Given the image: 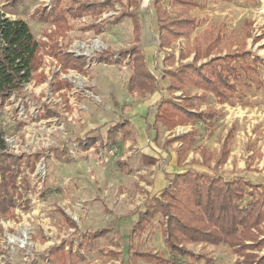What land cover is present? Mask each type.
Returning <instances> with one entry per match:
<instances>
[{
	"label": "rangeland",
	"instance_id": "rangeland-1",
	"mask_svg": "<svg viewBox=\"0 0 264 264\" xmlns=\"http://www.w3.org/2000/svg\"><path fill=\"white\" fill-rule=\"evenodd\" d=\"M12 1L0 0V8L4 5L7 11L6 17L25 20L38 40L48 41L44 37L45 32H51L55 27L33 20L31 15L37 8L50 10L54 0H21L17 7L9 5ZM150 1H141L140 7L142 9L144 5L145 11L137 12L143 25L144 44L154 41L152 32L155 24L149 9ZM122 11L120 4H116L114 10L105 11L108 12L105 19L111 20L115 16L111 13ZM194 15L199 20V27L190 41L182 40L175 44L178 55L180 49L191 52L194 39L202 40V35L210 32L223 38L217 53L246 49L264 60V0H207V7L197 10ZM90 22L91 19L86 17L73 21L74 30L66 38L59 39L67 51L88 58L91 63L88 74L62 71L54 58L45 56L41 68L46 72L47 81L42 85L35 81L26 84L20 94L14 93L16 97L5 100L0 108V138L12 136L15 147L10 145L9 149L16 154H26L29 162L35 165L32 170L24 161L22 167L26 166L28 172L25 169L24 174L15 179L17 186L21 182L22 189H27L23 200L15 195V217H0V264H47L51 247L70 242L80 234L104 229L110 232L93 240L90 245H84L80 252L76 249L77 253L72 257L67 256L57 264H132L131 246L152 250L167 258L171 256L158 222L142 238H134L133 241L129 238L136 214L143 209L142 195L145 192L140 185V175L136 172L127 174L118 165L119 161L125 160L136 169L130 157L124 158L128 151L125 147L127 137L120 132L112 148H104L98 142L95 147L87 150L80 147V151H75L77 145L87 143L88 136H106L108 128L123 120L127 99L132 100L123 87L130 72L126 67L128 60L121 62L116 55L113 60L119 64H105L97 59V55L109 47L118 50L134 43L131 20L126 18L118 25L108 23L101 35L82 31ZM97 41L100 42L98 47L95 46ZM81 45H87V50ZM164 54L154 56L155 62L159 64ZM154 65H151L152 70L161 82L159 67ZM258 72L250 74L248 81H241L235 98L219 109L225 112L216 124L215 135L210 134L214 130L204 124L197 126L200 134L194 151L204 146H217L218 139L225 135V129L234 125L232 144H237L235 154L238 156L241 152L239 157L246 163V179L264 186V88L257 89L249 81L260 79L264 82V64L258 65ZM57 75L58 80L72 85L69 91L60 93L67 94L72 111H65L61 97L51 91L52 81ZM198 103L200 107H206ZM208 103L219 108L212 96ZM57 105L60 116L47 118V108L54 109ZM92 120L106 124L91 133L92 129H88ZM160 128L162 134L168 136L162 124ZM150 129L155 135L153 126L150 125ZM37 154H40L39 158L34 157ZM41 162L47 166L46 174L38 171ZM63 212L77 223L78 231L68 228ZM188 247L196 254H208L214 264H237L239 259L225 244L217 247L190 244ZM186 262L204 264L190 259ZM139 264L147 263L140 261Z\"/></svg>",
	"mask_w": 264,
	"mask_h": 264
},
{
	"label": "trees",
	"instance_id": "trees-1",
	"mask_svg": "<svg viewBox=\"0 0 264 264\" xmlns=\"http://www.w3.org/2000/svg\"><path fill=\"white\" fill-rule=\"evenodd\" d=\"M20 1L13 0L9 5L17 7ZM166 1L169 3L168 7L164 5ZM116 4H120L123 11L111 20L100 21L105 11L114 10ZM140 4L141 0H54L50 10L37 8L31 15L33 20L55 27V30L45 32L44 37L48 41L38 40L27 22L7 18V12L0 9V108L14 93L20 94L26 84L35 81L37 85H42L47 81L46 74L39 72L45 56L56 59L62 71L73 70L81 75L89 73L88 58L67 51L59 42L60 38H66L68 33L74 30L72 22L84 17L90 18L91 22L86 24L82 31H93L96 35H101L108 23L119 24L125 18L132 20L135 44L117 51L108 48L98 54L97 59L105 64H119V61L129 60L128 66L132 72L125 84L126 90L141 98L154 94L159 88V82L149 69L141 46L142 24L137 14ZM205 6L206 0H155L154 10L161 49L170 48L180 39L189 41L199 27V20L192 11L203 9ZM203 39L204 42L199 39L194 41L191 52L181 50L178 58L172 53L164 59L165 66L172 67L164 72V77L169 79L170 83L167 90L170 93H183L180 98L172 96L163 99L158 106L156 122L162 123L168 131H173L178 126L197 124L213 128L219 112L211 108L199 110L193 99L205 102L208 93H211L218 103H229L238 93L239 83L248 81L250 74H259L258 65L264 64L261 57L246 49L216 54L223 42L220 34L206 32ZM192 54L193 60L186 61ZM116 55H119V61L113 60ZM249 81L257 89L264 88V82L259 79ZM71 87L68 81L58 78L52 83L51 91L53 95L61 97V106H64L65 111H71L72 107L67 94L60 93L65 89L70 90ZM186 87L200 89L203 93L193 96L184 91ZM58 108V105L54 109L47 108L46 117H59ZM120 132L124 137L129 136L128 122L111 126L106 133V143L104 137L98 134L89 136L87 143L81 142L80 147L89 149L102 142L103 147L112 148L116 145ZM234 132L233 126L229 129L219 152L202 148V161H193L209 167L216 175L192 170L177 173L170 178L169 187L164 189L160 196L148 197L145 200L143 209L138 210L136 214L129 238L132 241L134 238H142L148 229L158 222L161 225L165 247L171 256L167 258L158 252L131 246L129 251H132V264H139L140 261L148 264H188L186 259L214 264L208 254H196L188 247L190 244H225L238 255L237 264H264V186L243 178L225 180L218 175L220 168L229 159L231 144L235 138ZM197 135L198 130L193 128L187 133L166 139V145L179 143V165L186 160ZM158 137L157 131L155 140ZM0 150V217L8 219L15 217V195L19 200H23L27 192L26 188L19 190L15 182L17 175L23 172L22 164L25 161L32 170L35 165L29 162L26 154L7 152L1 138ZM34 157L39 158L40 154ZM118 165L125 169L127 174L135 171L124 161H119ZM62 215L68 228L78 231L77 223L66 213L63 212ZM109 232L104 229L87 233L82 246L90 245L93 240ZM67 256L72 257L73 251L66 250L63 242L50 248L47 264H57Z\"/></svg>",
	"mask_w": 264,
	"mask_h": 264
},
{
	"label": "crops",
	"instance_id": "crops-1",
	"mask_svg": "<svg viewBox=\"0 0 264 264\" xmlns=\"http://www.w3.org/2000/svg\"><path fill=\"white\" fill-rule=\"evenodd\" d=\"M141 1H143V0H141ZM146 1H148V0H146ZM154 1L155 0L150 1L151 3H150V8H149L152 11L153 20H154V24H155V30L152 32L153 37H154V41L151 43L147 42L144 44L143 39H142V37H143V25H142L141 46H142L143 52L146 55L147 65L159 82V88L154 94L147 95L145 98H141L138 95H131L126 90L125 85H123L128 96L130 95L132 100L127 99L128 104H127V107L125 109V113L123 115L124 118L121 122H119V123L128 122V124H129V136H126L127 139H125V147L128 148V151H127V156H125L124 158L128 159V157H130L132 159V161H133L132 164L134 166L136 165L135 166L136 169L133 166H130L131 164L128 163V165L135 169V171L133 173L136 172L137 175H140V178L142 181V182H140V185H142L144 187L143 191L145 192L142 195L143 207H144L145 200L148 197L160 196L162 191L169 187L170 178H172V176L177 174V173H182V172L192 170V171H197V172L206 173V174H210V175H216V172L211 170L209 167L203 166L199 163H193V161H202V157H201V153H200L202 148H207L209 151H212V152H219L221 144L224 141L229 129L234 126V125H232V126L229 125L228 128L225 129V132H224L225 135L221 140L218 139V142L216 144L217 146H215V147L204 146V147H201L198 151H194V149L197 148V136L200 134V131L197 128V126L199 124H197L196 126H193V125L178 126L177 128H175V130L168 131V129L162 123L156 122L157 109H158L160 102L163 99L171 98L172 96L174 98H180L183 95V93L181 91L175 92V93H170L167 90L170 83H169V79H166L164 77V72L167 69H172V67H166L164 64V59L169 54H172V53H174L176 55V57L178 58L179 55L176 52V47H174V46L177 42L182 41V40H186V39L178 40L177 42L173 43V45L170 48L161 49V47H160L161 42H160V38H159L158 26H157L156 17H155ZM221 1H226V0H221ZM164 5L166 7H168L169 3L166 1V2H164ZM2 6H3V8H0L2 10V12H7L4 9V5H2ZM206 7H207V0H206L205 8ZM205 8H203V9H205ZM197 10H201V9L197 8V9L193 10L192 11L193 15ZM141 11H145L144 5H143L142 9L140 7L139 10H137V12H141ZM107 13L108 12H105L103 14V18H101L100 21L105 20ZM118 14H119V12H117V14H115V16H117ZM86 18H88V17H86ZM131 22H132V20H131ZM141 24H142V22H141ZM114 25H118V24H114ZM132 25H133V23H132ZM52 30H55V29H52ZM133 32H134V26H133ZM214 35H217V34H214ZM192 36H191V38H192ZM196 39H198V38H195L194 41ZM199 40H201V39H199ZM186 41H188V40H186ZM203 41H204V39H202V42ZM134 44H135V39H134V43L132 45H134ZM193 45H194V43H193ZM193 45H192V47H193ZM109 48H111L114 51H117L113 47H109ZM181 50H183V49H180V51ZM217 51H216V54H217ZM226 53H223V54H226ZM158 54L159 55L164 54V56L159 59V64H158V62H155V58H154V56H156ZM179 54H180V52H179ZM193 58H194V54H192L186 61H192ZM119 60H120V58H119ZM153 63L155 64L154 65L155 67H159L158 70L160 72V76L163 79V81H161V82L159 81V78L156 76V74L152 70L151 65ZM57 65H59L58 62H57ZM176 65H178V63ZM59 67H61V66L59 65ZM126 67H128L130 70V72L128 74V78L126 80V82H127L132 71H131L130 67L128 66V62H126ZM88 68H90V67H88ZM42 71H44V70L41 68L39 70V72H42ZM57 78H58V75L54 78L52 83L55 82L57 80ZM81 80L83 81V79H79V81H81ZM126 82H125V84H126ZM65 90H67V89H65ZM184 91L190 93L193 96L196 94L201 95L203 93L202 90L194 88V87H186ZM210 96L213 97V99L215 100V103L219 106V108L213 107V106H211V104L208 103L210 100ZM193 101L196 103V107L199 110H206L208 108H211V109H215L219 112L218 118L214 121L215 122L214 127L210 128L211 130H214V132H210V134L213 133L215 135V130L217 128L216 124L221 119L222 113L225 112V110L220 111L219 109H221V107H224L226 104H229L230 102L226 103V104H220V103H218V101L214 97V95L211 93H208V97H207V100L205 102L200 101L196 98H194ZM198 101L201 102L203 105H206V107H204V108H203V106L200 107ZM69 103H70V100H69ZM208 105L210 107H208ZM72 110H73V108H72ZM90 122H91L92 126H91V128L88 129V131H91V129H92L91 133H94L96 128L103 127L106 124V122H101V120H92ZM160 124H162L165 127V129L168 131L167 132L168 136L166 134H164V135L162 134ZM150 125L153 126L155 135H153V131L150 129ZM193 128L198 130V135L196 136V142L191 147L186 160L181 165H179L178 164V154H177V149H178L179 143L176 142L172 145H166L165 141H166V139H169L170 137H173L176 134L187 133V132L191 131ZM131 129L133 130L134 134H133V132L131 134ZM97 131L98 130H96V132ZM157 131L159 132V137L157 140H155V138L157 136ZM106 133H107V131H106ZM213 134L211 135L212 137L214 136ZM103 137H104V143H106V138H105L106 136H103ZM100 143L102 144V142H100ZM102 147H103V145H102ZM84 150H87V149H84ZM237 151H238L237 150V144L236 143L232 144L229 159H228L227 163L223 167H221L219 172H218V175L223 177L225 180H235L237 178H243V179L247 180L246 179V163L244 160H241V158L239 157L241 152L238 154V156H236L235 153H237ZM123 161L125 162V160H123ZM243 162H244V164H243ZM212 165H213V163H212ZM263 228H264V224L262 226V229ZM69 229H74V228H69ZM86 235L87 234H80L77 237L73 238L70 242L65 243V244H67L66 245L67 249L68 250L72 249L73 253H77L76 249H78L80 252L81 247H83L85 245L84 244L82 246V244L84 243V239H85ZM70 236H71V234H70ZM262 238H264V236H262ZM71 242H73L72 245H71ZM191 245H195V244H191ZM221 245H224V244H221ZM221 245H219V246H221ZM207 246L217 247V246H213V245H207ZM68 247H70V248H68Z\"/></svg>",
	"mask_w": 264,
	"mask_h": 264
},
{
	"label": "built area",
	"instance_id": "built-area-1",
	"mask_svg": "<svg viewBox=\"0 0 264 264\" xmlns=\"http://www.w3.org/2000/svg\"><path fill=\"white\" fill-rule=\"evenodd\" d=\"M84 1H86V0H84ZM90 1H94V0H90ZM114 14H117V13H111L110 15H114ZM56 65H57V62H56ZM60 68V67H59ZM14 95V96H13ZM11 97H16L15 96V94H13ZM10 97V98H11ZM2 140H3V142H4V144H5V150L7 151V152H10V153H14V151L13 150H10L9 149V146L11 145L12 147H15V145H14V143H15V140L12 138V136H9V135H6V136H3L2 138H1ZM75 147V146H74ZM80 149V144L79 145H77L76 147H75V151H80L79 150ZM14 154H16V152L14 153ZM16 155H23V154H16ZM47 166H46V164H45V162H41L40 164H39V169H38V171H39V173H44V174H46V171H47V168H46ZM22 169V173H19L18 175L19 176H22L23 174H24V170L26 169L27 170V172H28V169H27V167L25 166V167H22L21 168ZM18 175H17V177H18ZM0 179H1V177H0ZM18 187H19V190H22V187H23V185H22V183L20 182V183H18ZM18 197V196H17Z\"/></svg>",
	"mask_w": 264,
	"mask_h": 264
},
{
	"label": "bare ground",
	"instance_id": "bare-ground-1",
	"mask_svg": "<svg viewBox=\"0 0 264 264\" xmlns=\"http://www.w3.org/2000/svg\"><path fill=\"white\" fill-rule=\"evenodd\" d=\"M100 45V42L99 41H97L96 43H95V46L96 47H98ZM87 46V45H86ZM85 45H81V47H82V49H84V50H87V47H86Z\"/></svg>",
	"mask_w": 264,
	"mask_h": 264
},
{
	"label": "water",
	"instance_id": "water-1",
	"mask_svg": "<svg viewBox=\"0 0 264 264\" xmlns=\"http://www.w3.org/2000/svg\"><path fill=\"white\" fill-rule=\"evenodd\" d=\"M90 64H91V63H90V61H89V62H88V66H87V68L90 67Z\"/></svg>",
	"mask_w": 264,
	"mask_h": 264
}]
</instances>
